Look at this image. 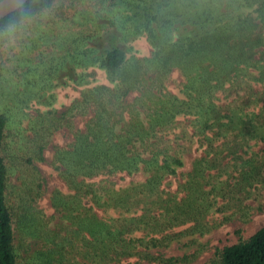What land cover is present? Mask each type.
<instances>
[{
    "label": "trees",
    "instance_id": "trees-1",
    "mask_svg": "<svg viewBox=\"0 0 264 264\" xmlns=\"http://www.w3.org/2000/svg\"><path fill=\"white\" fill-rule=\"evenodd\" d=\"M18 31H30L17 48L23 61L34 55L45 67V83L54 88L85 87L80 100L62 114L64 126L72 129L77 116H94L85 131L73 132V141L56 151L60 178L72 193L56 192L53 207L61 223L52 227L31 191L15 212L8 205L9 169L3 151L9 118L0 112V264H18L16 219L26 251L37 247L29 259L32 264H69V247L92 264H108L124 251L133 250L132 255L137 243L158 242L131 237L136 233L132 219L141 226H159L161 219L153 213L101 219L95 209L114 208L131 215L147 197L161 195L165 178L184 166L160 138L179 117L191 119L206 147V156L188 182L197 197L206 195L198 190L210 161L226 152L244 162L242 177L257 178V154L244 160L240 152L251 144L264 145V92L254 90L256 84L264 89V0H30L0 21V38ZM140 38L151 45L150 58L132 54L131 44ZM28 68L38 73L39 67ZM176 69L185 78L183 97L166 91V81ZM91 70L103 71L111 86H91ZM25 90L27 94L17 97L23 110L42 102L41 92ZM132 92L142 97L127 105ZM129 110L131 118L125 121ZM121 124L124 129L118 134ZM53 128L45 129L44 139ZM35 146H40L38 158L43 161L44 147ZM141 172L148 178L144 183L121 189L109 183L118 174ZM100 177L105 179L90 182ZM89 201L94 205L87 206ZM162 202L149 204L150 212ZM221 264H264V228L225 248Z\"/></svg>",
    "mask_w": 264,
    "mask_h": 264
},
{
    "label": "rangeland",
    "instance_id": "rangeland-1",
    "mask_svg": "<svg viewBox=\"0 0 264 264\" xmlns=\"http://www.w3.org/2000/svg\"><path fill=\"white\" fill-rule=\"evenodd\" d=\"M28 32L30 31L11 32L0 38V112L9 118L7 140L3 151L9 169L7 199L8 205L15 212L20 200L24 197L29 198L31 191L37 200V207L44 212L50 220V225L54 227L61 223L60 214L53 207L56 192L64 195L72 193L60 178V171L57 170L55 163L56 151L66 148L73 141V132L85 131L86 124L94 113L91 112L85 117L77 116L74 119L73 130L64 126V121L60 120L62 114L80 100L85 87L68 85L54 88L53 84L45 83V67L39 65L34 55L32 58L29 56L28 59L31 60L28 62L23 61L26 59L21 56L20 48H17L22 40L27 39ZM131 46L132 54L139 59L150 58L153 53L146 38L136 40ZM31 65L39 67L37 74L28 70ZM93 72L95 74L91 77V86H111L103 71ZM184 83V76L176 69L166 81V91L174 96L183 97L181 91ZM26 87L33 89L31 93L41 92L43 100L35 101L30 108L23 110L17 97L27 94ZM254 90L264 92L259 84L254 85ZM241 95L243 93L236 94V96ZM139 97H142V93L132 92L125 103L135 104ZM222 99L224 103V95ZM25 100L26 97L22 102ZM232 100L233 98L229 102ZM262 106L261 103L256 112H259ZM130 111L125 114V121L130 120ZM47 127L54 128L44 139ZM123 129L121 124L116 128V132L122 133ZM160 138L167 143L165 146L170 148L174 155L182 158L184 163V166L176 171V175L165 178L161 186V195L147 197L146 204L134 208L131 215L120 209L106 207L95 209L101 219L138 217L144 214V210L149 211L150 215L153 213L161 219V222L157 223L159 226L154 227L156 223L153 225L150 223L148 227L141 226L132 219L131 223L136 233L131 237L145 239L144 242L156 238L158 242L154 241L149 244L150 246L146 244L140 246L137 243L132 255L129 253L133 250L124 251L123 256H114L115 260L108 264H221V253L225 248L247 241L264 228V145L251 144V147L245 146L244 152H240L245 157L244 160H249L251 155L257 154L255 156V165L259 169L257 178L242 177L240 172L243 170L244 162L229 156L226 152L218 161H210L209 167L214 165L215 168L206 170L202 186L198 190L206 195L197 197V194L188 188V182L194 175L193 170L197 163L206 156V147H203L202 139L195 134L191 119L179 117L176 124L164 131ZM34 140L35 145L44 147L43 161L38 158L40 146L37 148ZM226 169L230 172H226ZM104 179L100 177L90 182L99 183ZM147 180V175L141 172L132 176L118 174L111 177L109 183L114 185L115 189H121ZM32 187L34 190L31 189ZM156 199L163 202L150 212L148 206ZM86 205L94 204L89 201ZM166 208L169 209L167 213L170 214H166ZM65 225L71 228L68 222ZM14 227L19 254L18 264H32L29 259L37 247L32 245V252H27L22 240L23 232L19 229L17 219ZM153 227L157 230L152 231ZM69 250L70 253L66 255V262L69 264H92L91 260L79 253V250H72L71 247ZM38 261L42 264L40 260Z\"/></svg>",
    "mask_w": 264,
    "mask_h": 264
},
{
    "label": "water",
    "instance_id": "water-1",
    "mask_svg": "<svg viewBox=\"0 0 264 264\" xmlns=\"http://www.w3.org/2000/svg\"><path fill=\"white\" fill-rule=\"evenodd\" d=\"M30 0H1L0 1V21L12 15L22 8Z\"/></svg>",
    "mask_w": 264,
    "mask_h": 264
}]
</instances>
